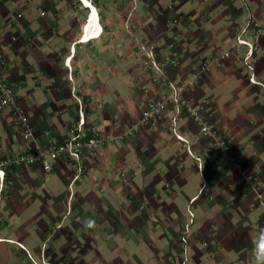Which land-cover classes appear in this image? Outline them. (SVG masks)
I'll return each mask as SVG.
<instances>
[{
  "label": "crops",
  "instance_id": "0c3cea01",
  "mask_svg": "<svg viewBox=\"0 0 264 264\" xmlns=\"http://www.w3.org/2000/svg\"><path fill=\"white\" fill-rule=\"evenodd\" d=\"M186 5L177 4L176 15L190 14L195 17L197 25L193 30H187L188 36L183 34L182 37H177V45L184 56V64L204 59L206 53L212 50V45L217 42L234 41L235 43L248 19L252 18L256 23L264 20V0H190L188 12ZM27 7L29 9L23 11L25 23L13 24L4 21L0 28V51L5 60L4 62L0 60V79L13 87L17 103L25 110L33 124L36 140L45 145L50 140L62 142L70 137V129L75 127L74 123H78V103L71 92L72 88L75 89V95L84 102L94 100L101 102V108L88 109L87 124L115 139L112 137L113 141L106 142L93 157L84 159L82 173L76 181L73 179L78 174V170L72 159L53 163V170L47 172L37 165L21 169L16 167L6 169L0 206V264H33L32 261H38L36 256L40 259L43 257L45 261L52 264H92L90 259L87 260V254L95 249V244L99 247V234L107 240L108 250L112 253L117 252L115 256L120 257L119 239L125 235L126 231L131 233L128 223L138 215L129 213L128 223H125L113 217V219L108 218L107 215L103 219L100 212L103 208L107 209L106 206L112 210L116 208L114 200L116 193L120 192V197L126 200L132 198L130 193L135 191L131 185L135 174L132 167L136 161L133 151L138 153L140 158L137 161L141 162L143 145L144 148L146 146L154 148L155 145L157 149H148L151 151L148 157L152 155L155 158L151 157V159L158 162L155 168L153 167L149 172L142 163L139 164V168L145 171L147 176L154 171L158 176H164L178 171L179 166L183 167L176 161L178 158L174 156L172 150L176 144H181L182 149L187 145L177 140L173 134L172 115L170 118L169 113L163 114L161 121L156 124L144 122L151 127L147 132L141 133L140 128L137 129V123H141L143 119L141 117L143 111L151 102L157 101L160 97L159 88H162L150 83L147 78L150 75L147 71L141 75L143 91L132 88V85H129L131 75L127 68L129 59H120L113 55L111 58L103 59L105 62H100L101 52L98 47L93 50L91 56L84 54L83 50H88L89 46L95 43L92 41V43L90 41L83 43L78 35L73 41L68 42L66 39L68 32L66 33L65 30L67 20L63 18L64 12L47 8L45 15L42 16L37 10L39 6L30 8L31 4H27ZM229 16L233 18V21H228ZM201 19H203L202 22L197 23ZM111 28L110 26L109 33L112 31ZM191 31H193L192 35ZM214 31H217L216 42L211 44L213 38L210 39V36ZM180 38L182 40H179ZM242 38L253 44L250 63L254 79H257L259 84L251 83L252 88L248 90L244 87L247 83V75H242L245 68L242 58L249 49L242 45L235 49L234 54L237 59L241 58L239 59L242 64L240 68H236L232 73L214 72L213 78L209 76L199 78V87H197L200 90L199 98L213 101L215 110L225 109L224 115L233 112L238 116L234 124H225L227 125L225 126L220 123L217 127L222 129L223 136L239 145V153L232 156L223 153L222 150L213 152L212 159L216 165H219L216 166L219 178L214 182L210 178L206 179L207 185L204 190L206 193L203 197L197 194L191 198L187 197L182 190L185 184H182L179 191L177 188V190L171 188L174 195H170L169 190L164 188L158 197L160 204H168V199L170 200V204L175 206L172 208L173 215L179 208L177 203L179 199L187 200L188 205L194 199L191 207L194 206L197 212H194L195 218L191 226H196L189 235L187 234L189 242L186 245L190 252L189 264H264V214L254 190L246 184L241 172L246 170L258 179L264 178V105L258 102L257 97L261 92L264 94V38L256 41L252 30L250 34ZM109 44L111 42L105 45ZM114 47H108V53L112 54ZM77 49L82 52H78ZM31 54L35 58L40 57V60H34ZM65 60L72 72L75 68V81L70 85L68 80L62 79L64 83L61 85L52 72L49 77L47 75L50 73L45 74L41 79H35L46 89L43 93L47 100L38 103L35 92L29 90L32 83L28 78L29 72L33 74L37 71L35 63L40 64L44 70L48 67L47 69L50 68L53 71L54 66L63 64ZM146 60L143 59V64L149 65ZM26 65L30 67L27 68ZM116 65L120 67V70L116 68ZM94 66L95 69L90 68ZM55 74L59 77L61 75ZM233 82L239 83L240 86L235 89V96L239 97L235 100L238 110L228 107L226 105L228 101L227 103L221 101V91H224L226 87H232ZM159 83L164 86L163 80L159 79ZM121 84L125 86L123 90L125 94L118 87ZM204 88H207L210 93L208 94L207 90L204 91ZM194 90L197 89L192 90L190 87L185 92L186 98L191 103L194 101V93L197 92ZM214 91H217V95ZM246 102H252L248 112L243 110ZM186 116L180 117L175 130L188 140L191 151L196 153L199 144L195 137L200 134L195 131L194 124ZM250 117L251 123L247 125L246 122ZM168 134L173 136L171 141L167 139ZM152 135L158 136L155 142L151 141ZM132 137L136 139L137 144L132 142ZM32 146V142H24L19 137L17 128L13 124V110H0V165L9 157L16 158L19 154L31 150ZM165 151L170 152L169 156L164 157ZM217 153V157L223 159L227 168H220L223 164L215 157ZM183 160H190L189 154ZM207 160L205 157V161ZM249 161L251 164L248 163ZM205 165L204 169L208 178L210 165L208 166L207 163ZM191 173L190 170L187 171L186 176ZM50 175L57 177L59 184L67 186V191L63 195H54L50 191L58 186L57 181L50 186V189L46 186L50 182ZM133 186L140 191L139 186ZM76 187L79 188L78 192L75 191ZM100 191L107 192L111 198L106 197L105 200H101ZM70 193L74 199L68 203ZM116 200L120 203L125 202ZM133 202L134 200H129L128 205H132ZM68 204L72 206L71 216L67 213ZM33 205L37 206V212ZM124 211L119 214H124ZM27 212L34 218L22 222L21 218ZM35 217H37L36 225ZM171 219L176 225L177 232L171 233L169 230L167 232L166 224H163L157 238H160L158 241L162 250H167V253L162 255L163 259L168 260L171 256V264H181L184 254L179 241L185 231L183 223L187 222H178L179 220L174 217ZM66 222L68 226H65ZM33 224L35 226L32 229L30 227ZM58 225H61L59 229ZM116 225L119 228L117 227L118 230L115 231L116 228H113ZM122 229L125 230L124 234H117ZM52 232L53 237L48 242L47 238L52 236ZM81 238L85 245L79 242ZM144 240L146 239L143 238L144 247L148 249L147 242ZM39 241H42L41 245L46 246L44 252L37 245ZM121 243L125 245L124 251H127L128 241L125 242L123 237ZM184 245L182 243V246ZM158 253L154 256L158 260L157 264H164ZM143 254H145L144 249ZM143 258H145L143 264L151 263L146 254ZM101 264H103L102 261Z\"/></svg>",
  "mask_w": 264,
  "mask_h": 264
},
{
  "label": "rangeland",
  "instance_id": "374dc122",
  "mask_svg": "<svg viewBox=\"0 0 264 264\" xmlns=\"http://www.w3.org/2000/svg\"><path fill=\"white\" fill-rule=\"evenodd\" d=\"M89 1L92 2L94 6H96L98 11L101 12L102 15H104V19L100 21L104 28V31L102 32L100 38L90 40V42L92 41L95 44L91 42L92 44L89 46L88 50H85V49L83 50L84 54L87 53L88 56H91V54L93 53V50L98 47L99 51L101 52L99 56L100 62L104 61L103 59H106L107 57L111 58V56L113 55L114 57H118V58L120 57V59H129L128 62L130 63L128 64V67H127L128 73L131 75L129 78L130 80L129 85H132V88H137L139 91H143V87H142L143 80L141 79V75H143L144 72L147 71V74L150 75L149 77H147L150 80V83L152 82L153 84H156L157 86L162 87V88H159L160 97H158L157 100H161L164 94H167L168 92L167 82L169 80L175 81L177 82V84L179 83V85L189 86L186 89V91L183 92L182 100L184 102L186 101L185 103L191 106L190 108L193 109L192 111L196 112V115H193V114L191 115L187 110H184L183 113H181L180 115H177L176 109L169 107V109L163 112L162 115H160L158 118H155V120L151 121L150 124L153 125L161 121L162 119L161 117L165 113H169L170 118L172 115V118H171L172 120L174 118V115H176L178 118L177 122L179 121L181 116L187 115L189 121L192 124H194L195 129H196L195 131L196 132L198 131L201 137L203 138L202 139L200 135L195 137V139L197 138L196 141L198 142L199 146H198V149H196L197 152L194 153L192 151V154H189L187 152L186 146L182 149L181 144H176L172 152L174 156L178 158L176 161L179 162V164L182 165L183 167L181 168V166H179L178 171H174L173 173H169L164 176H161V175L158 176V174H155V171L151 172V174L147 176L145 171H142L139 168L140 163H142V165L146 169H148L149 172L152 171L153 167L155 168V165H157L158 163L157 161L152 160L155 157H152V155H151L152 159L150 156L148 157L149 153L151 152V151H148V149L149 148H151L149 150H152L154 148L157 149L155 145H154V148H152L151 146H146V145H145L146 147L144 148V145H143V152H142L143 155H141L143 157V160H140L141 162L137 161L140 158L138 153L136 151L135 152L133 151V155L136 161L133 163L134 166L132 167L135 173L133 175L134 180L133 182H131L132 187L135 188V191L130 193L132 198L126 200V198L120 197V192L116 193V196L114 195L116 208L112 210L111 208L106 206L108 211L106 208L101 209L100 213L102 214L101 218L103 219L107 215L108 218L113 217L116 220H122V222L128 223L127 219H128L129 213H132L133 215L137 214L138 216H136L135 219H132L131 222L128 223L129 228L131 229L130 231L131 233L126 231L125 235H123L125 242L128 241V244L126 243L127 251H124L125 245L121 243V240L123 238L121 236L119 239L120 242H118L119 244H121V246L118 247V249L121 250V254L119 253L120 257H116L115 255L117 254V252L112 253L111 250H108L107 240L102 236V234L101 236L99 234L98 235L99 236V239H98L99 247H96V244H95V247L93 244H91V246L94 247L95 249H93L91 253L89 252L90 254L89 253L87 254L88 255L87 260L90 259L92 264H101V261L103 264H109V263L110 264L112 263H115V264H121V263L143 264V259H145L143 258V256L146 254V256L148 257V260H150L151 262L150 264H157L158 260L156 257H154L156 253L160 252L158 254L159 256H161L162 259L164 258L162 257V255L164 253H167V250H162V247L161 245H159V241H158L160 240V238H157L158 234H160L159 230L161 227H163V224H166L167 232L168 230L171 233L177 232V229L175 228L176 225L174 221H172L171 219V217H174L175 219L179 220L178 222H182V221L187 222V223H183L184 230H185V224H189V221L191 219L190 211L193 213V222L195 218L194 212H197L194 206L191 207V202L188 205L187 200L179 199L177 202L179 208H177L174 211V215H173L172 208H174L175 206L170 204L171 202L169 199H168V204L159 203L158 197L159 195H161L163 189L165 188L169 190L170 195H174V193L172 192V189H175V190L178 189L179 191L180 190L179 188H182V184L183 185L185 184L182 190L186 193L187 197L191 198L195 196L196 194L199 197L200 196L203 197V195L206 193L204 191L207 185L206 179L210 178V180L214 182L218 180L219 178L217 174L218 172L216 169V166H219V165H216L212 159L213 152H217V150L218 151L222 150L223 153H226L232 156H234L233 154L235 153H239L238 152L239 145H236V143H234V141L232 142L228 137L223 136L222 129H219L217 127L220 125V123H223L224 125L234 124V121H236L235 118L238 116H236V113H233V112L231 114L224 115L226 111L225 109L217 108V110H215L213 101L211 102L205 101L206 99L199 98L200 90L197 87H199L198 85L199 78L203 79L204 76H209L213 78L214 76L212 75V73L214 72L223 73V74L225 72L232 73V72H235L236 68L237 69L240 68L242 64L245 67L243 69L242 75H247V77H249L248 79L246 77L247 87L245 85L244 86L245 89L247 88L248 90L252 88L250 87V84L251 83L255 84L254 82H258L257 79L256 80L254 79V74L252 73V70L250 68L252 67V64L250 63L251 58L246 60L247 58V54H246L244 58H242L243 63L240 64L241 58H239L240 59L239 60L234 55L236 53L235 49L236 48L238 49L239 46H242L238 44V38L244 39L242 38V36H246L250 34L251 30L254 32L253 26L256 23V21L252 20V18L246 21V25L240 31V35L237 37V41L235 43L234 41L233 42L227 41V43H225L224 41H221L220 43L218 42L215 43L216 42L215 39L217 37V31H214L213 34H211L210 39L213 38L211 40V44L213 43L215 44L212 45V50L210 49V51L206 53V57L204 59H197L194 62L192 61L191 64L189 63L184 64L185 62L184 56L182 54L181 49L177 45V41H178L177 37L179 38V37H182L183 34H187V30L189 31L193 30V28H195L197 24H196V20L194 16L192 17L190 16V14L179 16L178 14L176 15L175 10H177L178 8L177 4L182 3V4H187L185 8L188 12L190 10L189 8L190 0H89ZM95 2H97V4H95ZM27 4L29 5L31 4L30 8H37L39 6L37 10L40 9L41 11H45L48 8L51 10L52 9L59 10L61 13L64 12L63 18L67 20V26L65 30H66V33L68 32L66 39L68 40V42L73 41L76 38V35L80 36L81 38L83 34V25L86 24V22L89 19V10H90V8H87L81 0L79 1L78 0H0V16H1L0 17V28L2 27V24L4 23V21L5 23L8 22V23H13V24L25 23L23 19V16H24L23 11H26L29 9V7H27ZM119 11H120V14H118ZM19 13L22 15V17L20 18L17 17V14ZM203 19H201V21H197V23L202 22ZM212 20L214 21L213 18ZM228 21H233V18L229 16ZM110 26L112 27L111 28L112 31L109 33ZM192 32L193 31L190 32L191 35H192ZM179 40H182V38H180ZM107 42H111V44L105 45ZM111 46H115L114 49H112V54L108 53L109 49H107L108 47H111ZM227 50L231 52V57L228 58V60L223 64H219L218 62H215L216 57L219 54H221V52H225ZM77 51L82 52V50H79V49H77ZM70 52H71V46L69 48V54ZM146 54H149L152 57V59H149ZM31 57H33V59L35 58L34 55L32 56V54H31ZM144 58L145 60L147 58L146 61H148L149 65L143 64ZM36 59L40 60V57H36L34 60ZM66 60L64 61L63 64H59L57 65V67L54 66L55 68L53 67V71L50 68L47 69L48 67H45V66H44L45 67V70H44L41 68L40 64L35 63V68L37 69V71L33 72V74L29 72L28 78L30 81H32V83L29 86V90L35 92L36 94L35 99L38 103H43V101L47 100L46 96L43 93V91L46 90L45 87L40 86L37 81L38 79L43 78L45 74L50 73L47 75L49 77V75H51V72H52L53 76H55L54 78L57 77L56 80H58L61 85L62 83H64L62 82V79L68 80V83L70 85H72L71 83L75 81V68H74V71L72 72L71 67L69 66ZM151 60H153L157 64V66L162 69V71L164 72L162 76L160 75V71H158L152 65ZM209 64L211 67L209 66ZM25 67L28 68L30 66L26 65ZM90 68L95 69V66L90 67ZM116 68L117 69L119 68L120 70V67L118 65H116ZM102 69L104 68L102 67ZM21 73L24 74L23 72ZM55 73H58L59 75L61 74L60 77L56 75ZM72 73L74 76L72 75ZM159 79L163 80L164 86L161 83H159ZM234 83L235 82H233L232 87H226L224 91H221L222 92L221 101L222 103H227L228 101V103L226 104L228 105V107L231 106L233 110H238L237 105H235L237 104L235 100L236 99L238 100L239 97L235 96V89L239 88L240 86H239V83H235V84ZM104 87L106 88V86ZM118 87L119 89H121L122 92L123 90H125L124 84H121ZM190 87H192V90L197 89V90H194L195 92L196 91L197 92L194 93L195 94L194 101H192V103L190 100L186 98L187 96L185 94V92H187V90ZM62 90L65 91L66 89H62ZM205 90H207L206 92H208V94L210 93L207 88H204V91ZM123 94H125V92H123ZM214 94L217 95V91H214ZM257 97L259 99L258 102L264 105V94L261 92V94H258ZM249 103L250 102H246L244 104L245 107H243V110L245 112H248L250 110L249 107L251 106L252 102L250 104ZM233 105H235V107H233ZM182 107L186 108L187 106L182 105ZM146 110L147 109L143 111V114L141 116L143 119L141 120V122L142 121L144 122V118H145L144 112ZM196 110H198L199 112ZM238 114L239 113H237V115ZM197 115L199 116V118H201V120H203V118H206V117L210 119L209 124L213 125L214 127L213 129L216 132V134L214 135L215 138H213L210 135H204V133L201 131V126L191 118L192 116H197ZM245 115H247V113H245ZM250 123H251V117L248 119L246 124L249 125ZM141 124L142 123L138 122L137 123L138 126L136 125L137 129L139 127L140 130L142 131L141 133H145L149 130V128H151L149 127L150 124L143 123V126H140ZM76 125L77 123H74L75 127H73V129L77 127ZM87 126H89V124H87ZM208 131L212 132L211 129ZM70 133H71V129H70ZM140 136H142V134ZM133 137L131 138L132 142L137 144L136 139H134ZM150 137H151V141L153 142H155L156 141L155 139L158 138L157 135H152ZM167 139L171 141L173 139V136L171 134H168ZM224 140L228 142V145L226 149L225 148L221 149L222 148L221 142L223 143ZM169 154L170 152H166V151L163 153L164 157L169 156ZM188 154H189L190 160H183V158L186 155L188 156ZM217 156H218V153L216 154L215 157ZM205 157L206 159H208L207 161H205ZM197 158H199L200 161H198ZM217 158L220 159L219 157ZM220 160L223 164L222 166L220 165L221 166L220 168L221 169L227 168L226 164L223 163V159H220ZM170 163L172 164L171 161ZM206 163L208 164V166L210 165L208 169V176H209L208 178H207V174L205 173V169H204V167H206L205 165ZM248 163L251 164L250 161ZM246 166H249V164H246ZM189 170L192 173L189 174V176H186V172ZM242 172H243L242 174L243 176L246 175L244 177L246 184L254 190L255 197L257 201L259 202L258 194L261 191H259L258 189L264 186V180H263L264 178L258 179V177H256L255 175L253 176L251 173H249L246 170H243ZM49 178H50V182L48 183V185H46L48 189H50V186H52L56 181L58 182L57 177L55 176L50 175ZM133 185L139 186L141 188L140 191H138L137 188L134 187ZM132 187L131 189H133ZM78 190L79 188L76 187L75 191L78 192ZM50 191L54 195L56 194L58 196L59 195L61 196L63 195V193L67 191V186L59 184L58 182V186L53 188ZM99 194H100L101 200H105L106 197L111 198V195L109 196L107 192L100 191ZM127 194L128 193L126 192V195ZM71 195L72 194L70 193L69 197ZM72 197L73 196H71V199H69L70 201H68V203H70L71 200L74 199V197L73 198ZM117 197H120V198H117ZM116 199H119L121 202L122 200H124L125 202L120 203ZM129 200L130 201L134 200L133 204L132 205L130 204V206L128 205ZM179 201L183 203H180ZM104 202L105 201H103V204H105ZM125 204H127L128 206ZM33 208L37 212V206L33 205ZM67 209H68V212H67L68 215L71 216L72 206L68 204ZM123 211L125 213L124 214L120 213L121 214L120 215L119 212H123ZM262 211H264L263 208H262ZM31 215L32 214H30L29 212H27V214L25 213L23 215V218H21L22 222H27L29 219H33L34 217ZM44 219L46 220V218ZM36 220H37V217H35V221H34L35 225H36ZM35 225L33 224V226H31L30 228L33 229ZM65 226H68V222L65 223ZM189 226L190 227L188 229V235L191 231H193L196 225L191 226L190 224ZM117 227L118 226L116 225V227L114 226L113 229L116 228L115 229L116 231L119 228ZM124 232L125 230L122 229L120 232H117V234H120V233L124 234ZM178 232H179V229H178ZM53 234L54 233L52 232V236L47 238L48 242H50V240L52 239ZM143 238L146 239L144 241L147 242L148 249L144 247ZM181 238H182V235H181ZM79 242L82 245H85V242L82 238L79 239ZM181 242H182V239H180L179 241V246L182 247V251H183L182 253L184 254L182 255L183 260L185 261L186 259L185 264H189V260H190L189 259L190 258L189 247L185 255L184 253L185 248L184 246H182L183 242L182 243ZM41 243L42 241H39L37 245L39 248H42V252H44L46 249V246L41 245ZM49 244L50 243H48V245ZM143 249L145 250V254H143ZM36 257L38 261L37 262L32 261L33 264L35 263L42 264L43 257L42 259H40L39 256H36ZM163 261H164V264H171V256L168 257V260L163 259Z\"/></svg>",
  "mask_w": 264,
  "mask_h": 264
},
{
  "label": "built area",
  "instance_id": "2783aa9c",
  "mask_svg": "<svg viewBox=\"0 0 264 264\" xmlns=\"http://www.w3.org/2000/svg\"><path fill=\"white\" fill-rule=\"evenodd\" d=\"M42 16L45 15V11L38 10ZM17 17H22V15L19 13L17 14ZM254 29V36L256 38V41L264 38V20L261 23H255L253 26ZM238 44L244 45L248 47V53L246 60L251 58L252 52H253V44L247 41L246 39L238 38ZM251 54V55H250ZM149 59H152V57L149 54H146ZM231 57L230 51L221 52L216 59L215 62H218L219 64L225 63L228 58ZM0 60H4V56L0 51ZM152 65L160 71V75L164 74L162 69L157 66V64L151 60ZM247 64V63H246ZM248 65V64H247ZM210 66V64H209ZM208 67V66H207ZM211 67V66H210ZM205 68V67H204ZM252 70V67H250ZM199 75V74H198ZM254 82V81H253ZM255 84H259L258 82H254ZM168 92L167 94H164L163 98L161 100L153 101L149 104L147 110L144 112L145 118L144 122H151L155 120V118H158L160 115H162L163 112H165L169 107H172L176 109V114L180 115L184 112V110H187L191 115H196L195 111H192L189 106V104H186L182 100L183 92L186 91V89L189 86L186 85H179L175 81L169 80L167 82ZM72 94L76 98L78 103V123L77 127L71 130L70 137L62 142H56L54 140L48 141L45 145L40 144L34 134L33 130V124L29 118V116L26 114L25 110L19 106V104L16 101L15 94L13 87L0 79V110H13V124L17 128V132L19 137L24 142H32L33 146L31 150L19 154L16 158H7L4 160L0 165V206L2 201V192L4 189V180L6 176V169L9 167H16L18 169L21 168H28L33 166H40L44 171H51L53 170V163H56L59 160H67L72 159L75 162V165L77 166L78 174L74 177V181L79 179L82 168L84 164V159L86 157H93L97 150L99 148H102L106 142H112L113 138L110 136L105 135L104 133L98 131L94 126H87V115H88V109H99L101 108V104L99 100H94L91 102H84L82 99L78 98L75 95V89H72ZM182 105L187 106L186 108H183ZM198 111V110H196ZM199 112V111H198ZM195 122H197L201 126V131L204 133V135H210L213 138L216 134L215 130L213 129V125L209 124L210 119L199 118V116H192L191 117ZM178 118L176 115H174L173 118V134L175 135L176 139L183 142L187 145V151L189 154H192V151L190 147L188 146V140L185 139V137L179 135L176 130V122ZM141 122L142 124L144 123ZM141 124V125H142ZM212 130L208 131V130ZM88 133H91V136L88 137ZM228 142L224 140V142H221L222 149L227 148ZM198 161H200L199 158H197ZM242 172V171H241ZM243 174V172H242ZM246 175H244L245 177ZM248 178V177H246ZM261 191L258 194L259 198V204L264 210V186L260 187L258 189ZM71 199V196L69 197ZM194 199L191 200V203H193ZM264 212V211H263ZM191 219L189 224L185 226L184 235L182 237V242L184 245V253L186 255V252L188 250V229L189 225L193 223V213L190 211ZM61 225H58L57 228L59 229ZM188 256V254H187ZM42 264H52L50 262L45 261L43 258ZM184 261V260H183ZM181 264H185V261ZM38 264V263H35Z\"/></svg>",
  "mask_w": 264,
  "mask_h": 264
},
{
  "label": "bare ground",
  "instance_id": "6f19581e",
  "mask_svg": "<svg viewBox=\"0 0 264 264\" xmlns=\"http://www.w3.org/2000/svg\"><path fill=\"white\" fill-rule=\"evenodd\" d=\"M83 4L90 8L89 10V19L86 24L83 25V34L80 40L85 43L92 39L100 38L103 32V26L99 19V13L97 8L89 0H81Z\"/></svg>",
  "mask_w": 264,
  "mask_h": 264
},
{
  "label": "trees",
  "instance_id": "16d2710c",
  "mask_svg": "<svg viewBox=\"0 0 264 264\" xmlns=\"http://www.w3.org/2000/svg\"><path fill=\"white\" fill-rule=\"evenodd\" d=\"M79 1V0H78ZM95 4H97V2H95ZM96 7V6H95ZM99 13V19L100 21H102L104 19V15H102L101 12H98ZM88 102V101H87ZM78 119H79V115H78ZM91 136V133H88V137Z\"/></svg>",
  "mask_w": 264,
  "mask_h": 264
}]
</instances>
